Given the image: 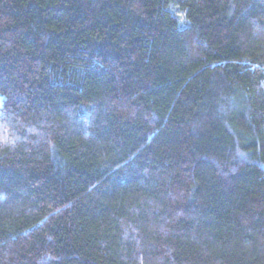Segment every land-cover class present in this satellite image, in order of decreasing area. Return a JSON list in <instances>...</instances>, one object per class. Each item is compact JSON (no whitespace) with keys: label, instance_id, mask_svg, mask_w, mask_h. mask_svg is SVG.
<instances>
[{"label":"trees","instance_id":"16d2710c","mask_svg":"<svg viewBox=\"0 0 264 264\" xmlns=\"http://www.w3.org/2000/svg\"><path fill=\"white\" fill-rule=\"evenodd\" d=\"M0 264H264V0H0Z\"/></svg>","mask_w":264,"mask_h":264}]
</instances>
